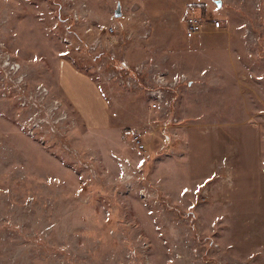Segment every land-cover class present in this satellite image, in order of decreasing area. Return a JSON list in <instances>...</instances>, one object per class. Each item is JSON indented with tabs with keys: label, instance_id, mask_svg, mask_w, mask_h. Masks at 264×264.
Here are the masks:
<instances>
[{
	"label": "rangeland",
	"instance_id": "374dc122",
	"mask_svg": "<svg viewBox=\"0 0 264 264\" xmlns=\"http://www.w3.org/2000/svg\"><path fill=\"white\" fill-rule=\"evenodd\" d=\"M190 13L207 21L193 38ZM0 49L69 115L28 136L0 80V264H264V0H0ZM62 57L110 129H84L58 93ZM158 73L186 76L168 116L142 88Z\"/></svg>",
	"mask_w": 264,
	"mask_h": 264
},
{
	"label": "built area",
	"instance_id": "2783aa9c",
	"mask_svg": "<svg viewBox=\"0 0 264 264\" xmlns=\"http://www.w3.org/2000/svg\"><path fill=\"white\" fill-rule=\"evenodd\" d=\"M206 22L204 17L190 13L184 20L185 36L193 38L200 34L201 31L203 32ZM210 26L217 29L220 22L211 19ZM122 73L127 84H137V80L131 77L127 67H124ZM0 78L2 83L13 91V99L19 108L26 112L23 129L28 136L40 138L39 136H45L43 134L56 135L60 132L58 129L69 121V115L63 109L62 103L59 99L56 100L51 97L50 90L46 86L37 84L34 89L27 90L22 64L1 49ZM185 80L184 74L168 76L164 73H158L152 76L142 86L148 98L149 109L162 115H171L176 102V89ZM151 133V128L146 126L138 127V129L129 132L131 142L138 151L146 150Z\"/></svg>",
	"mask_w": 264,
	"mask_h": 264
},
{
	"label": "crops",
	"instance_id": "0c3cea01",
	"mask_svg": "<svg viewBox=\"0 0 264 264\" xmlns=\"http://www.w3.org/2000/svg\"><path fill=\"white\" fill-rule=\"evenodd\" d=\"M56 63V90L80 119L84 129L92 132L110 129L113 112L94 79L66 57L59 58Z\"/></svg>",
	"mask_w": 264,
	"mask_h": 264
},
{
	"label": "water",
	"instance_id": "95a60500",
	"mask_svg": "<svg viewBox=\"0 0 264 264\" xmlns=\"http://www.w3.org/2000/svg\"><path fill=\"white\" fill-rule=\"evenodd\" d=\"M218 4H219V2H218ZM114 16L115 17H119L120 16V6L119 5L117 6V8L115 10Z\"/></svg>",
	"mask_w": 264,
	"mask_h": 264
},
{
	"label": "snow or ice",
	"instance_id": "6c2138e0",
	"mask_svg": "<svg viewBox=\"0 0 264 264\" xmlns=\"http://www.w3.org/2000/svg\"><path fill=\"white\" fill-rule=\"evenodd\" d=\"M185 191H187V189Z\"/></svg>",
	"mask_w": 264,
	"mask_h": 264
}]
</instances>
